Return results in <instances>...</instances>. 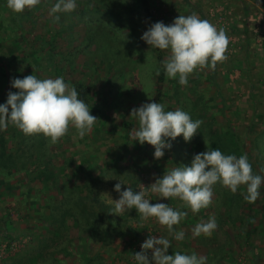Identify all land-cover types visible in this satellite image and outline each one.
<instances>
[{
  "label": "rangeland",
  "instance_id": "374dc122",
  "mask_svg": "<svg viewBox=\"0 0 264 264\" xmlns=\"http://www.w3.org/2000/svg\"><path fill=\"white\" fill-rule=\"evenodd\" d=\"M88 1L89 6L86 4ZM139 1L77 0L75 13L85 9L82 14L72 17L67 13H58L60 15L59 22L50 19V21H53L46 28L49 27L48 29L51 31L55 29L54 32H59L58 37L55 39V45L56 49H59L62 59L57 55L56 61H58V66L63 69L64 79L83 85H92L96 104L100 105L101 108H105L103 102L106 100L110 102V108H105L110 114V124H118L120 123L119 113L121 111H118V115L113 112L111 105L113 98H116L117 102L122 104V110L124 113L126 112L125 118H127L130 116L131 110L143 104L147 100L146 97L151 94V76L155 74L151 71L157 61L154 49L149 48L140 39L143 32L152 23L162 21L167 25L172 23L179 15L195 13L201 19L204 16L217 29H224L229 37V44L225 53L227 60L217 63L215 84L224 93L226 102L231 104L232 108L227 109V113L231 115L234 111L238 113V115L233 116L232 120V124L237 131L242 132L246 129L252 117L256 116L251 126L252 134L248 143V150L252 155L251 161L254 166L258 168L257 164H259L264 171V0H250L252 3L245 0H213L212 2L210 0H194L193 4L199 7L198 10H194L189 6L181 10V6L184 7L182 5L184 1L188 0H146L145 3ZM169 1L172 3L170 4ZM136 6H140L141 10L139 12L135 9ZM248 7L251 8L247 9ZM126 25L131 29H127ZM164 53L165 59H167V50H164ZM131 54H136L137 57L135 56L133 59ZM116 62V66L112 67ZM122 65L134 70L129 72L128 75L130 76L120 75L122 70L126 69ZM119 67L120 69H118ZM209 71L210 69L207 68L195 71L189 78H198L200 75L208 74ZM205 75L202 76V79L199 78L200 88L207 92V98L214 97L216 88L215 86H208ZM118 77L121 86L126 87L127 83L131 86L132 81L133 84L141 83L142 91L137 92L135 97L140 100L133 103L130 100L128 101L127 92L120 91L113 95L107 89ZM1 90L0 86V96H4L1 94ZM120 90L123 89L120 88ZM169 90L172 93L171 87ZM4 98L7 99V96ZM213 104H217V100ZM165 110L170 109L165 108ZM219 119L221 120V118ZM110 124L107 123L109 127ZM109 127L108 129H110ZM180 140L179 136L176 142ZM132 142L136 143L132 137L129 143H126L125 139L117 135L112 136L111 133L104 131L98 132L94 128L81 139L76 134L75 128L70 127L68 134L58 142V146H56L59 148L58 153L52 159L51 164L54 171L63 178V182L68 179L69 190L74 185L82 186L83 180H85L83 177L91 172L93 179L97 181V184L94 185L96 197L109 205L112 212L113 203L111 199L113 201L119 199V193L113 190L116 183L119 181L125 183L121 187V191H123L127 186L132 187V181L135 180L137 185L136 188L134 187V191H137L140 190L142 185L150 187L155 179L161 177L164 172L177 167L172 149L165 150L164 156L157 160L153 157L154 148L146 143L144 145L139 144L138 149L130 147L126 149ZM126 144L127 147H123ZM121 148L126 150H119ZM88 150L89 155L86 156V164L83 165L84 175H82V170H77V176H73V171L77 163L80 162L81 156ZM69 158L71 163L67 166L65 173L62 174L60 172L61 166L65 164L64 160L66 161ZM44 166H34L32 168L28 181L30 188L31 186L41 187L40 176L37 177L39 171L49 174V171L53 169L49 167L48 169H41ZM102 168H104V173L100 176ZM257 170L259 171V169ZM100 178L101 180H98ZM45 182L46 180H43V184ZM2 188L0 186V216L5 214V218L8 217L11 220L10 227L7 230L12 232V236L9 233L8 235L11 238L5 239V234L0 240V264H22L21 261L23 260L17 257L18 254L22 255V250H27L25 247L29 244H32L31 247L33 248L29 250L35 253L36 251L33 250L41 244H38L36 237L30 235L33 231L32 228L23 233V228L19 225L32 223L25 222L19 211L16 210V202L21 198V192L14 188L7 195ZM244 190L246 191L245 187ZM57 193L55 188L50 189L44 195H52V200L55 201L53 203H56L61 200ZM12 194L15 195L14 198L11 197ZM146 198H150V204L165 203L174 209L187 212V216L179 225L174 226L177 231L182 230L185 233L183 241L173 240L166 228L157 223L154 218L142 221L140 215H138L134 219H123L125 212L120 216L113 214V222L119 224L126 222L120 227L127 226V231L128 228H131L130 232L128 231L129 235L116 238L112 243V247L106 252L104 250L107 246H102L97 238L94 236L92 238L88 233H78V230L75 229L61 238L63 241L69 238L72 240L71 248L76 250L75 257H64L61 251H54V257L61 259V262H53L51 261L53 256H50L53 253L48 251L50 255L42 253L36 264H86L87 260L91 258L93 259L92 264H135L132 254L141 251L140 246L149 235L154 237L165 236L172 240V245L167 253L169 255L179 251L187 254L194 252L200 256H206L208 244H217L223 238V229L232 239V245L235 249L230 252V255L225 256V260L220 264H264V209L260 208L262 214L258 215L257 219L252 222H245L246 225H249L245 228L250 233L249 237L246 238L248 234H244V229L241 233L238 231V236H236L234 231V228L237 227L236 224L226 227L227 222H217L218 227L212 233L214 239H211L212 241L204 239L205 245L196 240L199 237L194 238L193 235L186 237V235L187 233L192 234V228L196 225L193 222L208 221L204 214L210 213V208L201 209L198 212L200 215H198L196 221L197 213L193 214L190 208L184 205L179 198L169 200L158 198V194L150 191ZM27 199L29 202L30 197ZM13 222H16V227L13 226ZM190 224L192 225L190 226ZM234 236H236V240ZM13 243L16 244L14 251L10 249ZM130 243H133V245H130ZM255 248H261L262 258L259 257ZM42 257V261H39Z\"/></svg>",
  "mask_w": 264,
  "mask_h": 264
},
{
  "label": "trees",
  "instance_id": "16d2710c",
  "mask_svg": "<svg viewBox=\"0 0 264 264\" xmlns=\"http://www.w3.org/2000/svg\"><path fill=\"white\" fill-rule=\"evenodd\" d=\"M55 2L56 0H41V3L34 9H26L22 13H15L7 7V0H0V86L2 89L1 94L4 95L0 96V103L6 101L4 97L7 96L9 91H17L10 86L12 78H23L35 74L41 79L56 77H63L64 79L63 69L58 66V61H56L57 55L62 59L61 53L55 45V39L58 37L59 32H54L55 29L51 31L48 29L49 27L46 28L53 21H50L52 17H49V11ZM86 4L89 6V1ZM84 10L82 9L79 13L73 11L67 13V15L73 17L82 14ZM245 31L247 32L246 28ZM153 51L157 62L151 73L155 72V74L151 76V94L146 95L147 100L144 103L155 101L164 104L170 110L179 108L188 112L193 120L203 121L198 133L190 140L191 142H184L182 136H180V143L176 142L179 136L174 140L175 142H172L171 149L176 166H189L195 154L218 148L226 155L235 154L239 157L246 154L254 172L264 175L262 167L257 164L258 168H256L252 163V155L248 150V143L252 134L251 126L256 116L252 117L249 126L242 132L234 128L232 124L233 116L238 115V113L234 111L231 115L226 111L232 107L231 104L226 102L224 93L215 84L216 68L214 71L210 70L206 75L203 74L208 80V86H215L216 88L215 96L207 98V92L203 91L204 89L202 90L201 85H199V78L202 79L203 75L194 79L189 78L187 86H182L176 79H169L166 76L162 64L166 60L164 50L154 49ZM135 56L137 57L134 54L132 58L134 59ZM116 64L117 62L112 67ZM122 66L126 67L125 71L122 70L123 73L120 74H124V77L125 75L130 76L128 75L129 72L134 71L127 66ZM119 77L107 89L113 95L120 91L127 92L128 101L130 100L133 103L140 100L135 97L137 92L142 91L141 83L133 84L132 81L131 86L128 83L126 87L121 86ZM64 81L76 88L79 98L84 100L90 107V114L99 119L93 126L94 129L98 132L111 133L112 136L117 135L125 139L126 143H129L138 124L131 116L125 118L126 112L124 113L122 104L117 102L116 98H113L111 105L116 115H118V111H121L119 113L120 123L110 124V114L105 109L110 108V102L107 100L103 102L105 108H101L100 105L96 104L92 85L67 81L66 78ZM170 87L172 93H170ZM120 88L123 90H120ZM215 100H217V104H213ZM107 123L110 124V127ZM56 146H58V143H50L49 138L44 137L42 134L25 136L19 129L11 125L6 131L0 132V186L3 187L2 189L5 190L7 195L14 188L21 192L20 195L22 196L16 202V210L19 211L25 222L35 224L32 228V234H26L36 237L38 244H41L35 249L37 255L29 260L30 264H36L42 253L50 255L48 251L53 253L50 255L53 256L51 260L53 262H61V259L54 257V251H61L64 257H75L76 250L71 248L72 240L70 238L66 241L61 240L71 230L76 229L78 233H88L92 238H97L102 246H107L104 252L112 247V243L116 238L129 235L131 230V228H128V232L125 225L120 227L126 222L120 224L113 222V213H111L110 206L100 201L95 195L94 185L97 184V181L93 179L91 172L83 177L85 180H83L82 186L74 185L69 190L68 179L63 182V178L54 171L51 164L52 159L58 153L59 148ZM52 147L53 149H51ZM123 147L126 148L127 144ZM129 147L138 149L140 146L139 143L132 142L126 149H129ZM126 149L121 148L119 150L125 151ZM88 155L89 150L81 156L80 162L77 163L73 171V176H77V170H82V175H84L83 165L86 164L85 158ZM64 163L60 171L62 174L70 165L71 159L64 160ZM41 165H45L41 169H48V167L53 169L49 171V174L39 171L37 177L40 176L41 187L31 186L30 188L28 181L32 168ZM103 169L100 170V176L104 173ZM43 180H46L44 184ZM98 180H101V178ZM136 185L137 182L132 181L133 189L136 188ZM55 188L61 200L53 203L55 202L52 200L53 196L44 195V193ZM261 191V197L255 203H249L244 199L246 191L243 186L233 194L227 188L217 184L214 189L213 203L209 207L210 213H206L204 216L207 217L206 220L214 216L216 222H227L226 227L236 224L237 227L234 228L236 236H238V231L241 233L244 229V234H248L246 235L247 238L250 233L245 230L249 226L245 222H252L257 219V216L262 214L260 208L264 209V188ZM11 197L14 198L15 195L12 194ZM28 197H30L29 202ZM213 205L216 206L213 207ZM138 215L139 213L132 209L124 214L123 219H134ZM198 215L200 214L197 213L195 219L199 217ZM0 222H4L6 225L11 220L8 217L5 218L4 214L0 218ZM236 236H234L235 240ZM4 238L10 239L11 236L6 234ZM231 240L229 235H225L217 244H208L205 256L207 257V264L222 263L225 260L224 257L230 255V252L235 249ZM202 243L206 245V243ZM130 245H133V243H130ZM255 249L258 251L259 257L262 258L261 248ZM42 259L43 257L39 261H42ZM92 263V258L86 262V264Z\"/></svg>",
  "mask_w": 264,
  "mask_h": 264
},
{
  "label": "clouds",
  "instance_id": "9594fccd",
  "mask_svg": "<svg viewBox=\"0 0 264 264\" xmlns=\"http://www.w3.org/2000/svg\"><path fill=\"white\" fill-rule=\"evenodd\" d=\"M41 0H7V7L15 13L34 9ZM77 8V0H56L49 16L59 22L58 13H70ZM140 39L149 48L167 50V59L162 62L166 76L176 79L187 86L188 79L195 71L205 68L215 70L217 63L227 60L225 55L229 37L224 29L197 14L179 15L172 23L162 21L152 23L143 32ZM10 86L16 92L9 91L4 103H0V132L11 125L25 136L42 134L56 144L75 128L76 134L83 139L93 128L97 117L90 114L88 104L79 98L75 87L66 83L63 77L41 79L35 74L23 78H12ZM166 106L158 102L143 103L131 110L130 116L138 124L132 133V139L154 148L153 157L159 160L170 150L172 141L182 136L189 142L198 133L203 121L193 120L182 109L165 110ZM219 184L235 194L244 186V199L255 203L262 195L264 175L254 172L246 154H224L215 148L197 153L189 166L172 168L156 178L150 187L142 184L134 191L130 186L121 191L125 183L119 181L113 190L119 193V199L112 201L113 214L119 215L135 209L142 221L152 218L164 226L175 241H183L185 233L174 226L187 216L165 203L150 204L149 191L158 194V198H179L193 214L209 208L213 203L214 189ZM218 227L215 217L207 222L197 223L192 229L193 237L211 236ZM172 240L165 236L149 235L141 244V251L132 254L135 264H207V257L196 253L175 252L167 254ZM149 250L151 255L149 256Z\"/></svg>",
  "mask_w": 264,
  "mask_h": 264
},
{
  "label": "crops",
  "instance_id": "0c3cea01",
  "mask_svg": "<svg viewBox=\"0 0 264 264\" xmlns=\"http://www.w3.org/2000/svg\"><path fill=\"white\" fill-rule=\"evenodd\" d=\"M139 1V0H138ZM142 3H145L146 2V0H140ZM139 1V2H140ZM161 1V0H160ZM165 1H168V0H165ZM213 0H210V2H212ZM222 1H224V0H222ZM228 1H230V0H228ZM245 1H247L248 3H252L251 1H254V0H245ZM170 2V4L172 3L171 1H169ZM187 2V3H186ZM184 1V4H182L184 7H182L181 6V10H184L185 8H186V6H189V7H191V8H194V10H198L199 9V7L198 6H196L195 4H193V2H194V0H188V1ZM221 2V1H220ZM189 3V4H188ZM192 3V4H191ZM209 3V2H208ZM211 5H212V3H211ZM250 6V5H249ZM240 7V6H239ZM188 8V7H187ZM249 8H251V7H248L247 9H249ZM135 9L137 10V12H139L140 10H141V8H140V6H136L135 7ZM139 15H140V13H138ZM203 19H205L206 20V18L203 16L202 17ZM67 25V24H66ZM128 27V25H126V28ZM127 29H131V27H128ZM2 216H0V218H1ZM196 221H197V218H196ZM203 221V220H202ZM10 222H7L6 223V225L4 224V222H0V240H1V238H3V235H5V234H9V235H11L12 236V232L11 231H9V230H7L8 229V227H10V224H9ZM197 223H204V222H193V224H197ZM13 226H15L16 227V222H13ZM19 225H21L20 227H22L23 229H22V232L24 233V232H26V231H28V230H30V228H33V226H34V224H33V222L31 223V224H29V225H27V224H19ZM186 225V224H185ZM192 224H190V226H191ZM224 226V225H223ZM193 229V228H192ZM6 231H8V232H6ZM222 236L224 237L225 235H227V233L225 232V230L223 229L222 230ZM189 235H192V234H188L187 233V235H186V237H189ZM214 235H212L211 234V236H204V235H201V236H199V239H196V240H198L199 242H204V239L205 240H207V241H209V240H211V239H214V237H213ZM212 241V240H211ZM220 241V240H219ZM32 245V244H31ZM31 245L29 244V245H27L26 247H25V249H27V250H22L23 252H21V254L22 255H20V254H18L19 256H17V257H20V259H22L23 261H21L20 259H19V261H21V263L22 264H25V262H26V264H29V260L32 258V257H35L36 255H37V252H31L30 250H32L33 248L31 247ZM30 249V250H29ZM33 251H35V250H33ZM206 252H207V250H206Z\"/></svg>",
  "mask_w": 264,
  "mask_h": 264
},
{
  "label": "built area",
  "instance_id": "2783aa9c",
  "mask_svg": "<svg viewBox=\"0 0 264 264\" xmlns=\"http://www.w3.org/2000/svg\"><path fill=\"white\" fill-rule=\"evenodd\" d=\"M15 247H16V244H15V243H13V244H11V247H10V249H12V250L14 251Z\"/></svg>",
  "mask_w": 264,
  "mask_h": 264
}]
</instances>
